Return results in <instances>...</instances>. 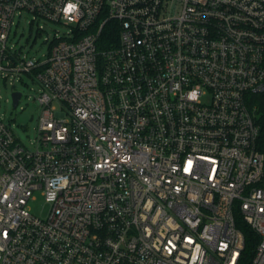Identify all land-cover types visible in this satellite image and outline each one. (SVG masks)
<instances>
[{
  "label": "built area",
  "instance_id": "obj_1",
  "mask_svg": "<svg viewBox=\"0 0 264 264\" xmlns=\"http://www.w3.org/2000/svg\"><path fill=\"white\" fill-rule=\"evenodd\" d=\"M23 12L69 27L41 58L7 44ZM19 72L41 110L30 146L0 117V264H242L235 213L264 264V0H0Z\"/></svg>",
  "mask_w": 264,
  "mask_h": 264
},
{
  "label": "rangeland",
  "instance_id": "obj_2",
  "mask_svg": "<svg viewBox=\"0 0 264 264\" xmlns=\"http://www.w3.org/2000/svg\"><path fill=\"white\" fill-rule=\"evenodd\" d=\"M69 27L52 21H30L25 12L16 15L9 29L7 44L19 49L24 58L38 59L49 49L55 34L67 32ZM39 84L30 73L8 74L0 80V117L9 125L20 141L30 146L37 136V124L41 106L37 100ZM18 91L21 96L13 107L11 93ZM28 201L29 210L37 216H45L48 204L38 190Z\"/></svg>",
  "mask_w": 264,
  "mask_h": 264
},
{
  "label": "trees",
  "instance_id": "obj_3",
  "mask_svg": "<svg viewBox=\"0 0 264 264\" xmlns=\"http://www.w3.org/2000/svg\"><path fill=\"white\" fill-rule=\"evenodd\" d=\"M114 24L115 23L113 21H109L108 26L107 24L106 26H104V29L102 30L101 34V38L105 41V43L103 41V46L107 45L106 43L109 35L107 29H109V25ZM257 113V123L259 126V132L256 139V148L264 155V94H261L257 97ZM234 220L235 225L244 235V247L242 249L241 260L242 264H247L248 260H250V257L252 256L253 250L259 240V237L257 233L250 228V226L242 219L239 214H234Z\"/></svg>",
  "mask_w": 264,
  "mask_h": 264
},
{
  "label": "water",
  "instance_id": "obj_4",
  "mask_svg": "<svg viewBox=\"0 0 264 264\" xmlns=\"http://www.w3.org/2000/svg\"><path fill=\"white\" fill-rule=\"evenodd\" d=\"M11 96H12V101H13V107H16L17 105V100L18 98L20 97V93L18 91H13L11 93Z\"/></svg>",
  "mask_w": 264,
  "mask_h": 264
}]
</instances>
